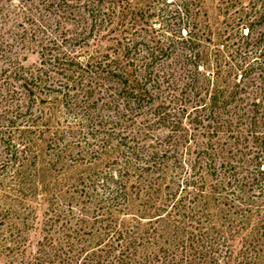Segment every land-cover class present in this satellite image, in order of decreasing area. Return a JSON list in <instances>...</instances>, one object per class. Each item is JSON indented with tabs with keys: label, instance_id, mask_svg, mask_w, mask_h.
I'll return each mask as SVG.
<instances>
[{
	"label": "trees",
	"instance_id": "obj_1",
	"mask_svg": "<svg viewBox=\"0 0 264 264\" xmlns=\"http://www.w3.org/2000/svg\"><path fill=\"white\" fill-rule=\"evenodd\" d=\"M220 11L0 0V264H264V0Z\"/></svg>",
	"mask_w": 264,
	"mask_h": 264
},
{
	"label": "rangeland",
	"instance_id": "obj_2",
	"mask_svg": "<svg viewBox=\"0 0 264 264\" xmlns=\"http://www.w3.org/2000/svg\"><path fill=\"white\" fill-rule=\"evenodd\" d=\"M139 4H142L145 0H137ZM223 0H205V10L207 12V22H209L212 29L215 31L222 27L223 16L220 11V5ZM36 55L30 56L32 61Z\"/></svg>",
	"mask_w": 264,
	"mask_h": 264
}]
</instances>
